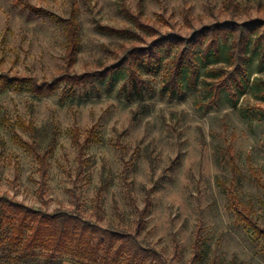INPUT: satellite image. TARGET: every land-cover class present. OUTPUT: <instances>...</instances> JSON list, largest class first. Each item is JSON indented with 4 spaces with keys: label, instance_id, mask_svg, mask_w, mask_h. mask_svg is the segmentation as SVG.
Instances as JSON below:
<instances>
[{
    "label": "rangeland",
    "instance_id": "rangeland-1",
    "mask_svg": "<svg viewBox=\"0 0 264 264\" xmlns=\"http://www.w3.org/2000/svg\"><path fill=\"white\" fill-rule=\"evenodd\" d=\"M239 21L264 19V0H234ZM226 0H0V76L49 83L62 74L86 75L78 85L57 82L41 95L32 82L0 89V196L52 212L78 209L106 226L133 229L150 206L141 236L173 264H264V237L253 239L236 209L264 228V48L248 46L249 84L233 97L209 86L227 66L231 39L218 57L196 49L195 78L172 88L173 53L137 65L138 89L127 69L104 75L113 53L147 47L155 35L127 16H140L160 33L188 36L232 18ZM79 34L74 62L65 23ZM191 23L192 27L189 26ZM129 29L136 36L100 29ZM27 127L33 129L31 132ZM76 141L79 146L75 144ZM49 144L52 146L48 148ZM45 157V185L40 190ZM80 162L82 163L80 165ZM99 193V200L96 197ZM45 252L0 251V264H44ZM52 264H76L67 255Z\"/></svg>",
    "mask_w": 264,
    "mask_h": 264
},
{
    "label": "trees",
    "instance_id": "trees-1",
    "mask_svg": "<svg viewBox=\"0 0 264 264\" xmlns=\"http://www.w3.org/2000/svg\"><path fill=\"white\" fill-rule=\"evenodd\" d=\"M226 9L232 18L203 25L194 29L190 35L182 36L177 33H160L153 27L143 23L140 16L128 17L143 32L155 35L147 47H123L120 52L113 53L117 60L104 71V75L118 72L127 66L135 88L139 91V75L137 65L142 61L160 59L162 54L173 53L170 83L172 88L179 87V80L184 74L189 79L195 78L196 49L202 50L203 59L218 57L220 43L231 39L227 51V66H220L215 74V79L209 86L212 94L210 100L216 101L222 90L235 97L243 93L249 84L248 78V46L252 38L256 46L264 48V19H251L249 21L236 20L233 15L236 11L234 0H226ZM66 51L70 56L67 67L74 62V54L79 50V34L75 22L69 20L65 23ZM189 26L192 27L191 23ZM101 30L128 36H136L129 29L115 30L109 27H100ZM86 75L62 74L52 84L19 79L17 77L2 78L0 76V89L25 82H32L31 90L41 95L45 90H50L57 82L68 81L78 85L86 79ZM260 96L264 99V89ZM31 132L33 129L27 127ZM74 141V140H73ZM77 146L79 144L74 141ZM52 145L49 144L48 148ZM32 153L41 162L40 190L44 189L46 178L45 157L47 153L39 155L37 147L29 145ZM81 150L82 147L79 146ZM82 163L80 162V165ZM99 200V193L96 197ZM233 208L237 212V221L243 223L245 229L251 232L253 239L264 237V228L260 227L247 215L237 211L236 200L233 199ZM150 206V201H145V207L137 211V219L133 229L124 228L114 224L102 226L86 218L78 209H56L52 212L44 211L10 198L0 196V251L3 254L32 253L37 249L45 252L44 264H52L56 256L67 255L76 264H173L172 259H167L164 254L150 245L141 236L145 227V215ZM193 256L191 264L202 260L201 242L195 239L193 243ZM211 264H216L212 262Z\"/></svg>",
    "mask_w": 264,
    "mask_h": 264
}]
</instances>
